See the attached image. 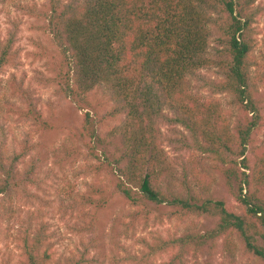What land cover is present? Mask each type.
I'll use <instances>...</instances> for the list:
<instances>
[{
	"label": "trees",
	"instance_id": "trees-1",
	"mask_svg": "<svg viewBox=\"0 0 264 264\" xmlns=\"http://www.w3.org/2000/svg\"><path fill=\"white\" fill-rule=\"evenodd\" d=\"M254 2L45 0L41 11L25 7L45 25L63 96L78 97L90 108L82 114L77 139L88 150L86 160L99 163L92 172L109 168L116 191L132 207H164L167 220L177 224L201 219L213 224L158 234L152 243L143 242L148 252L138 258L121 257L118 250L107 255L97 238L99 200L67 198L61 207L76 215L80 232L91 237L54 260L46 224L38 211L23 208L38 198L39 160L24 165L28 151L9 153L0 140V224L13 225L5 231L20 252L16 264H105L102 259L148 264L160 253L168 254L162 264H200V257L212 259L219 244L228 264H264V40L258 49ZM18 34L19 24L10 22L0 41V74L15 66ZM203 72L212 78H203ZM193 82L208 90L206 101L200 102ZM17 91L25 94L23 88ZM214 95L223 96L225 106ZM28 111L42 120L35 103ZM107 122L112 129L103 132ZM167 141L202 156L201 164L222 178L238 210L212 193L211 181L195 166H182L174 177ZM70 150L82 156L75 146ZM91 206L95 210L87 209Z\"/></svg>",
	"mask_w": 264,
	"mask_h": 264
},
{
	"label": "rangeland",
	"instance_id": "rangeland-1",
	"mask_svg": "<svg viewBox=\"0 0 264 264\" xmlns=\"http://www.w3.org/2000/svg\"><path fill=\"white\" fill-rule=\"evenodd\" d=\"M44 1L0 0V41L6 36L10 22L19 24L16 44L19 53L15 66L5 68L0 74V140L6 144L9 153L28 151L29 156L24 160V165L27 166L34 158L39 160L38 172L41 183L35 190L38 198L31 202L32 206L23 208L30 207L38 211L42 222L46 224L54 260L67 257L81 241L86 242L91 237L88 232H80V219L61 207V202L67 198L91 197L99 200L102 208L97 211L99 219L97 238H102V248L107 255H112L118 250L121 257L127 254L138 258L148 252L143 242L152 243L158 234L165 237L172 233L179 234L187 226L201 229L203 223V225H212L213 223L209 224L206 220L205 222L208 223L206 224L202 219L190 220L186 224L169 222L164 216L167 209L153 204L144 203L132 207L116 191L117 179L109 168L102 165L99 171L92 172V167L99 163L93 160V157L86 160L85 154L88 150L85 144L77 139L82 114L90 108L78 97L63 96L60 91L63 81L59 79L57 59L44 32L45 25L39 19L26 14L25 7H36L41 11ZM254 7L258 12L255 26L259 49L264 40V0H255ZM258 61H261L260 57ZM202 74L205 79L213 76L210 72ZM192 86L200 102L206 101L209 92L206 88H202V83L193 82ZM20 88L25 91L24 95L17 91ZM262 93L261 88V97ZM213 97L225 106L223 96ZM30 102L35 103L42 120L36 121L29 113ZM225 109L230 111L228 107ZM110 129L112 126L107 122V126L102 131ZM163 133L167 139H173L167 129L163 128ZM261 133L260 139H263L264 128ZM26 145H29V148ZM71 146H75L82 156H76L70 150ZM164 150L168 167L174 177H177L182 166L187 169L195 166L198 173L205 175V178L211 181L212 193L224 200L229 209L238 210L235 197L230 194L231 190L224 186L222 178L214 169H210L208 163L202 161L201 164L202 156L169 141L165 142ZM193 159L196 160L192 161ZM194 162H197V165ZM87 209L93 211L95 207L91 206ZM10 224L7 225L5 222L0 224V264H16L20 259L16 243L5 231ZM98 244L100 245V242ZM216 252L212 259L200 257L199 263H229V258L222 252L221 244ZM96 253L97 251H94L90 254L95 257ZM167 257V253H160L151 256L147 263L162 264ZM242 259L237 253L235 261L240 262ZM101 261L109 264L108 259Z\"/></svg>",
	"mask_w": 264,
	"mask_h": 264
}]
</instances>
